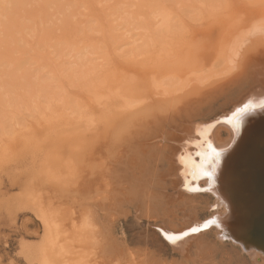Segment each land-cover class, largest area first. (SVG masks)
I'll return each mask as SVG.
<instances>
[{"label": "bare ground", "instance_id": "6f19581e", "mask_svg": "<svg viewBox=\"0 0 264 264\" xmlns=\"http://www.w3.org/2000/svg\"><path fill=\"white\" fill-rule=\"evenodd\" d=\"M177 1L175 0L173 3L177 6L176 9L183 5L179 12L160 8V10L150 11L149 15H144L145 11L141 10L143 13L139 11L145 16L144 21L142 20L141 24V19H137L136 22L139 21L140 24L136 23L138 26H131V29L141 28L142 33L132 31L126 35L123 32L126 35L123 36L124 39L117 37L120 36L118 34L117 38L114 37L113 33L111 34L112 38L105 40V43L107 42L105 45L113 44L109 43V39L116 42L114 49L121 50L123 48L122 54H125V57L127 54L128 59L129 57L134 58V63L141 64L139 68H148L147 76H134L130 66L121 70L120 67H123L124 64L116 66L114 72H111L112 70L109 69H112V64L117 65L120 62L114 64L116 63L114 58L118 59L117 56L121 55L118 50H114V54H116L115 51L120 54L110 58L108 65L106 64L108 58L106 61L104 60V63L109 67L106 69L108 72L110 71L109 73L105 70V65L104 69L97 65L103 64L101 58L108 57V53L97 58L99 61L95 59L97 61L95 65L108 74L105 76L99 74V76L95 74L96 71L93 72L89 69L91 71L89 73H92L89 75L88 67L82 64L78 65V59H81L84 54H81L82 50L78 49L81 55L78 53L80 57L74 61H78L75 62L77 66H85L86 71L85 69L83 71L88 74L83 72L85 76H81L82 74L75 70L78 73L77 76H81V78L78 77L80 81L77 85L74 84L72 77L68 78V81L65 80L67 84L64 82H60L61 84L58 82L60 85L55 83L62 87L60 94L69 100L61 102L65 99L57 93L60 96V99L57 100H60L61 106H64L63 110L60 105L57 106L58 108L51 107V102L48 105L44 103V108L40 105L44 101L29 106V98L37 99L41 96L38 93L33 96V92L31 95H27L24 91L26 95L22 93L25 95L22 103V98L19 97L21 99L17 105L23 104L20 105L24 107V112H27L24 116L29 117L37 112L38 114L34 116L38 117L42 113L49 112L46 109L50 110L51 114H47L48 117L43 114L41 117L44 116V118L39 117L41 121L47 122L44 121L43 126L44 124L48 125L44 126V134L34 136L35 134L32 133L35 130H31V125L28 126L29 128L27 127L28 121H25V124L24 121L19 124L21 115L19 116L20 110L18 109L20 107L18 106L17 109L16 107L12 108L13 112L16 110L19 112L17 115L5 111L6 115L10 116L7 120L5 119L6 122L3 117L5 113L0 115L3 117V122L0 121V140L2 136L9 137L8 140H4L5 146L1 143L4 146V151L7 149L5 153H3V148L2 151L0 150L3 154L8 155L5 157H9L17 145L24 147V150L27 148L26 150L29 152L26 151V153L31 155L30 158H33V164L30 162L32 167L34 159L36 160L38 157L34 170H37L36 173L44 174L45 184L55 181L53 185L50 184L53 191L57 181L65 183L64 180H66L70 185L78 186L70 189L57 184V191L66 198V201L70 204L75 202L76 206L78 205L76 207L79 211L77 214L71 208L67 214L58 211V209L47 208L42 200L40 198L41 201L37 200L38 197L36 198L35 194L31 192L30 209L39 220L42 234L36 246L24 247L30 264H264V254L256 250L245 251L232 241L224 242V228L215 221L221 218L227 209L222 198L216 191H212L214 179L210 181L206 177H201L198 180H193L188 174L189 167L181 159L188 153L194 152L196 150L194 144H200L202 141L212 144L217 151H223L235 135L236 129L228 123L232 114L241 105H255L264 100V0H193L188 7L185 3L183 4L184 0L180 5ZM47 3L49 2L47 1ZM153 5L147 6V9ZM115 7L113 8L115 9ZM102 10L104 11V8ZM102 10L100 11L102 12ZM111 14V18L115 17ZM117 14L116 12V16ZM134 14H130V17H133ZM128 15L126 18L129 19ZM100 16L102 15L100 14ZM184 18L195 19V22L200 21V23L189 26L193 21L188 19L191 21L189 24H187L188 20L183 23L185 22ZM108 21L111 22L110 19ZM129 22L126 24L129 25ZM68 24L70 23L68 22ZM117 24L119 23L117 22ZM109 25L107 26L109 27ZM117 27L114 28L117 29V32L122 28L123 31L128 32L124 30L126 29L124 26L119 30ZM114 29L112 31L103 30L112 33L116 31H113ZM19 30L17 31L19 32ZM79 32L81 31L79 30ZM175 33L177 34L175 35L176 39ZM68 34L70 35V33ZM108 35L105 36L109 37ZM104 37L100 39V36L99 39L104 41ZM45 39L47 41V38ZM95 39L97 40V38ZM42 40L40 41L42 42ZM86 42L88 44V40ZM91 43L90 45L93 47L100 42ZM101 44L98 45L99 48L102 47ZM142 45H145L146 48L151 46V48L145 50ZM108 48L109 45L106 50ZM142 49L148 53L147 60L145 58L139 60V57H143ZM106 50L105 52H108ZM111 50L113 52V49ZM93 52L94 55H97L96 57L100 55L95 53L98 51ZM39 53L37 51L36 54ZM87 55L89 56L86 54L83 59ZM110 55H113L111 51ZM48 56L45 57L47 62L49 61ZM76 57L78 56L76 55ZM124 59L119 60L125 62L127 59L125 61ZM36 60L32 61L36 63ZM50 60L52 61V59ZM80 61L82 62V60ZM85 62L88 63L87 60L83 63L85 64ZM72 63L70 62L71 66ZM126 63L130 64L129 60ZM96 66L90 65L89 67ZM235 66H240L242 70L234 72ZM216 67L218 68L216 69ZM118 68L121 71H118ZM213 68L215 69L213 70ZM55 69L57 68L55 67ZM61 70L63 73V69ZM23 71L21 69V75ZM50 73L51 75H49L55 81L61 80L63 77L59 78L61 73H57L60 74L59 76L56 73V76H53L52 72ZM78 80L75 79V83ZM52 83L54 84V81ZM73 87L74 89L78 87L79 90L73 91ZM3 89L5 91L6 87ZM46 92L44 91L45 94ZM3 96L6 97L8 94ZM3 96H0V99ZM20 96L23 97V95ZM50 96H52L51 93ZM74 96L78 99L75 105L79 103L80 110L79 108L76 110L77 105L73 106L70 103V101L73 102L72 100H77L73 99ZM70 97H72L71 100ZM11 98L9 100L15 99V97ZM54 98L56 97L54 96ZM32 99L31 101H33ZM51 100V104L58 102L56 100L57 102L53 103V99ZM1 102H3L2 105L5 104V101ZM13 104L11 107L14 106ZM44 109L46 112L43 111ZM66 110L80 111V117L79 114L78 116L76 114L79 118L76 121L77 127L74 125L75 122L69 121L70 116H68V121L72 123H62L63 116L71 113L65 114ZM70 118L73 119V117ZM22 119L25 118H20V120ZM32 119L34 120L33 117ZM41 121L37 122L41 123ZM18 124L26 126L24 128L26 130H21L23 127L21 129L14 128ZM72 124L77 130L71 127ZM39 125L37 124V126ZM70 128L80 132H75V134H80V139L78 141L73 139L74 142H70V144L63 138L67 141H64V145L68 143V145L66 144V148L67 146L68 148L64 149L66 153L60 159L61 154L53 150L54 146L50 145L51 143L48 144L47 139L49 135L56 137L55 135L58 134L61 136L60 133L68 130L69 133H65L66 138L67 135L69 138L76 136L75 134L71 136ZM99 135L101 139L98 143L93 144L88 141ZM63 139L59 140L63 142ZM50 141L52 142V140ZM61 141L59 142L62 143ZM59 142L53 141L57 144ZM62 144L61 146H63ZM80 145H82L81 148H79ZM6 146L8 148H5ZM8 150L10 152H7ZM74 154H78L79 157L76 164L72 163V158L77 156ZM11 156L13 157L14 154L12 153ZM77 166H80L85 174L79 182L72 180L73 168ZM80 188L85 192H78ZM125 219H128L133 231L134 246L125 243L123 231L117 234L118 228ZM209 221L211 222L209 223ZM205 224H207L206 227H204ZM193 227L198 228L196 233H191L190 229ZM169 233L179 235L177 238L169 240L166 238Z\"/></svg>", "mask_w": 264, "mask_h": 264}, {"label": "rangeland", "instance_id": "374dc122", "mask_svg": "<svg viewBox=\"0 0 264 264\" xmlns=\"http://www.w3.org/2000/svg\"><path fill=\"white\" fill-rule=\"evenodd\" d=\"M1 1L3 2V0H1ZM1 1H0V4H1L0 5V87L2 89L6 87V89L4 91V89L2 90L0 88V93H1L0 96H3L4 94L6 96L8 94L9 97L6 96L8 99H4L6 97L3 96L0 99V102L3 100V101H5L4 103L6 104V106H5V104L2 105L3 102L0 103V115L1 114L3 115L5 113V111H6V113H9V114H12V115L14 113H16V115H17L19 112L17 110H16L17 112L16 111L13 112L14 109H12V108L16 107V109H17L18 107H20L18 109V110H20V113H21V114L19 113V116L21 115L19 117V124H21L23 121H24V124H25L26 123L25 121H28V123H26L27 127L31 125V130H35L36 131V132L34 131V133H32V134H35L34 136H38V135L44 134V128H45L44 126H48V125L44 124V126H43V124H42L45 121V120L41 121V119H40V118H44V116L41 117L43 113L41 114V116H38V117L34 116V115L38 114L37 112L34 113V115L29 116L30 118L28 116H24V115L27 114V112H24V107H21V105H23L21 103L24 100L26 94L27 95H31V93L33 92V94H34L33 96H36L38 94H41V96H42L44 91H47L46 94L44 93L42 97L39 96L37 98L38 100L36 98L34 99L32 97L33 99L32 98L31 99L33 101H31V99L29 98L30 101L28 103V105L31 106V104L33 105V104H35L37 102L40 103L41 101H44L43 103L41 102L40 105L45 108V105L43 106L44 103L45 104L47 103L46 105H48L50 102L52 103L51 99H53V103H55V101L57 99H60V96L63 97V95L60 94V92H62V90H61L62 87L59 86L61 84L60 82H64V84H67V83H65V80L68 81V78L71 79V77H72L73 78L72 80H74L73 81L74 84H76V85L79 84V81H80L79 78H81V76H83V75L85 76V73H86L85 72L86 71L85 68L86 67H88V69H87L88 73L90 71L89 69H91V70H93V72L96 71L95 74H97V75L101 74V76H105L106 74H108L110 71L108 72L106 70L107 67H108L107 65L110 62L109 61L110 58H114L115 56L118 55L119 52L117 53L116 52L117 50L121 52V55H119V57L117 56L118 59H115L116 57L114 58V61L116 62L114 64H117L119 61L120 62L117 65H113L112 64V69L111 68L109 69V70H112L111 72H114V70H115L114 68H116V66L119 67V66H122V64H124V66H123L124 68L120 67L121 70L130 66V70H132L131 73L134 74V76H136V75L137 76H147L148 68L147 69H145V68L141 69V68H139L141 64L139 63L140 65H138V63H134V61H133L134 58L132 59V58L129 57V59H128L127 54H126V57H125L124 56L125 54H122L124 52L123 48H121V50L120 49H114V46H115L116 42L111 41L112 39H109L110 40L109 43H113L114 45L113 44L112 45H110V44L105 45L107 43V42L105 43L106 38H112L111 34H113V33H114L113 34L114 37H116L117 34H118L120 36H117V37H121L123 39H124L123 36H126L127 33L128 34L132 33V31L133 32L142 33L143 30L141 28H140L141 30L139 28L133 29V30L131 29V26L132 27H137L138 26V24H136V23L139 22V21L136 22L137 19H139V20L141 19L140 21H141V24H142L143 21H144V18H145L144 15H146V14L149 15L150 11H156V10H160V8L161 9L165 8V9H171L174 12L175 11L179 12L180 7L183 6V5L182 6L180 5V4H182V0H181V2H179V0L177 1L179 3L178 5H180L178 9H176L177 6H175L173 4V3H175V0H172V1L169 0L170 2L168 0H167L168 2L165 1V0H158L159 2L157 0H113V1L112 0H108V1L107 0H105V1L102 0L100 2L98 0H30V1H28V0H4L3 4H2ZM47 1L49 3H47ZM150 1H152V2H150ZM184 1H183V4L185 3V5H187V7H188V5H191L193 0H186V2H184ZM188 1H189L190 4L188 3ZM121 2H123V3H121ZM139 2L142 3V4H140ZM96 3H98V4H96ZM125 3H127V4H125ZM128 3H129V5H128ZM143 3H145V4L143 5ZM151 3L154 4V5L152 7H149V9H147V6L152 5ZM155 3L157 4L156 6H155ZM112 5H113V7L116 6L115 7L116 11L112 7ZM141 5H143V6H141ZM120 7H121V9H119ZM155 7H157V9H155ZM103 8H104L105 12L102 10ZM174 9H176V10H174ZM100 10H102V12ZM141 10L145 11L144 15L141 14V13H143V11H141ZM146 10H149V11H146ZM98 11H99V13H98ZM118 11H120V12H118ZM139 11L141 13H139ZM108 12L112 13L113 16L115 15V17L111 18L110 13H108ZM116 12L118 13L117 16H116ZM131 12L133 14L134 13H137V14H134L133 17L132 16L130 17V14L132 15ZM100 14L102 16H100ZM127 15L129 17V19L126 18ZM136 15H138L139 17H137ZM142 16H144V17H142ZM104 17H105V19L106 18L107 19L105 20ZM34 18H35V20H34ZM131 18H133V19H131ZM109 19L111 20V22L108 21ZM188 19L189 18H184L185 22H183V23H186L187 22L186 20H188ZM189 20H192L193 22L189 24V22H191ZM189 20L187 22V24H189V26H194L195 24L200 23V21L195 22L194 21L195 19H189ZM45 21H46V23H45ZM67 21L70 24H68ZM122 21H123V23H122ZM53 22L55 23L54 25H53ZM117 22L119 24H125L127 27H129L130 29L127 28L125 25H122V26H124V28H126L124 30H127L128 32L123 31V28L121 30L120 27H122V26L121 25L119 26V24H117ZM128 22H129V25L126 24ZM133 22H135V23H133ZM32 24H33V26H32ZM106 24L107 25H109V24L112 25L113 24V26L109 25V27H108ZM139 24H140V22H139ZM103 26H104V28H103ZM117 26H119V27H117ZM84 27L87 28L86 29L87 31L85 30ZM116 27L118 28V30L120 29L121 32H119L120 30L117 32V29H114ZM102 28L105 29V30H108V31L109 30L112 31V29H114L113 31H115V30L116 31L112 32V33H111V31H110V33L108 31H106L107 32L106 33L105 30H103ZM17 30H19V32ZM79 30L81 32H79ZM138 30H140V31H138ZM70 31L72 32L73 35L71 34ZM104 32H105V34H104ZM123 32L126 33V35ZM68 33H70V35ZM81 33H82V35L83 34L84 35L82 36ZM120 33L121 34L123 33V34L121 35ZM85 34L88 35L87 36L88 38L86 37ZM107 34H109L108 35L109 37L105 36ZM67 35H69V36H67ZM102 35L105 36V37L103 36L104 37V41L100 40V39H103ZM175 35H177V34L175 33L174 36ZM178 35H180V33H178ZM40 36H42V37H40ZM100 36H101V38L99 39ZM48 37H50V38H48ZM45 38H47V41H46ZM69 38H71L70 41H69ZM95 38H97V40L98 39L99 40L97 41ZM42 39H44V40H42ZM78 39H80L81 41L78 40ZM175 39H176V36H175ZM40 40H42V42ZM77 40L80 42V44H79V42ZM83 40H85V41H83ZM87 40H88L89 46H86V45H88L87 42H86ZM109 40L107 39V41H109ZM113 40H115V38ZM89 42L91 44H95V43L97 44L98 42H100V43H98L97 46L94 45L93 47H95V48H93L90 45ZM100 44H101L102 47L99 48ZM108 45H109L110 49L108 48L109 49V50L107 49L108 52H105L106 47ZM5 46H8L9 48L5 47ZM46 46H48V47H46ZM142 47H145V45H142ZM101 48H104L105 50L101 49ZM150 48H151V46H147V48L145 47L144 49L147 50V49H150ZM78 49L82 50V52H80V53L81 54L84 53V54H82L83 56L84 55L86 56V54H89V56L87 55V57H89V58L86 57L85 59H83V56H81V59H80L79 58L80 57L79 56L80 53L78 52L80 50H78ZM111 49H113V52H112ZM17 50L20 51V52H18ZM48 50H49V52H48ZM114 50H116L115 51L116 54H114ZM37 51H38V53L41 52L42 54L39 53L38 54L39 56H38L36 54ZM93 51H98V52H95V53L98 54V55L100 54V55L98 57H96L97 55H94ZM110 51H111V54L113 53V55H110L111 57L109 56ZM141 51L144 52V53L142 54L143 57H139L141 55L138 56L139 60H140V58H145L147 60L148 53L145 52L143 49ZM43 53H44V55L47 54V53H50V54H47V55H49L48 56V60L50 62L46 61L47 59L45 57H47V55L44 56ZM71 53H72V55H71ZM104 53L105 54L108 53V57H106L104 55ZM101 54H103V55H101ZM41 55L44 56V57H42ZM76 55L78 57H76ZM28 56L31 57V58H29ZM102 56L106 57V58L105 57L101 58V60H103V64L101 62H99V63H101L102 66L100 64H97V65H99V67H102V68L105 65V70L108 73L105 70L102 71V68H99L98 66L95 65L97 63V61H99V60H97V58L99 59ZM120 56H123V57L121 58ZM75 57H76V59H75ZM26 58H28V59H26ZM44 58H45L46 62L44 61ZM77 58H79L78 59L79 62L78 61H74V60H77ZM107 58H108V62L106 63L107 64L106 65L104 63V60L106 61ZM124 58L129 60L130 64H127L128 62L126 63L127 60L125 61ZM24 59H26L27 62H25L26 60H24ZM50 59H52V61ZM95 59L97 61H95ZM119 59H124L125 62H123L122 60H119ZM32 60H36L37 64L35 63V61H32ZM80 60H82V62ZM86 60L88 61V63L85 62V64H84L83 62L86 61ZM91 60H92L93 63L91 62ZM31 61L34 62V63H32ZM131 61H132V63H131ZM141 61H143V60H141ZM28 62H29V64H27ZM70 62L71 63L72 62H74V63L78 62V65L82 64V65H85L86 67L85 66L80 67L81 65L77 66L76 63H75V65H74V63H72V66H71ZM218 62H216V63H218ZM49 63H50V65H49ZM46 64H47V66H46ZM90 65L91 66H96V67H94V68L93 67H89ZM217 65H219V64H217ZM217 65H214V66H217ZM109 66H110V64H109ZM41 67H43V68H41ZM55 67L57 69H55ZM58 67H61V68L59 69ZM74 67H76V68H74ZM218 67H216V69ZM52 68H53V70H52ZM120 68H118L119 70L118 69L117 70L121 71ZM21 69H22V71H23V69H25L22 72V75H21ZM61 69H63V73H61L62 72ZM84 69H85V71H83ZM214 69L215 68H213V70ZM218 69H220V67ZM72 70H74V71L77 70V72H80L82 75L79 73L81 76H77L78 73L76 71L74 73V71H72ZM71 71H72V73H71ZM118 71H116V72H118ZM50 72L53 73L52 74L53 76L55 75V73H56L57 76L60 75V74H57V73H61V76H59V78L62 77V76L63 77L61 78V80H56L55 81V79L52 76H50L51 75ZM83 72H85V73H83ZM88 73H86V74H88ZM70 74H71V76H69ZM91 74L89 73V75H91ZM64 78H66V79H64ZM75 79L78 80L77 83H75ZM53 81H54V84L52 83ZM56 82L57 83L59 82L60 84L58 83L59 85L57 86L55 84ZM43 87H44V90H43ZM58 87H61V88H58ZM40 88H41V90H40ZM72 89H73V91L75 90L76 92L79 90L78 87H76L75 89L73 87ZM1 90H2V92H1ZM24 91H25L26 94L24 93ZM49 92L52 94V96H50ZM22 93H24L25 95L22 94ZM48 93H49V95H47ZM57 93H59L60 96L57 95ZM12 94H14L15 96L12 95ZM20 95H23V97L20 96ZM54 96L56 98H54ZM10 97H12V98L15 97V99L13 98L14 100H9ZM19 97H21L22 99L19 98ZM48 97H49V99H47ZM57 97H59V98H57ZM19 99H21V103H19V106H18L17 103L20 102ZM63 99H65V100H62L61 102H64V101L67 100V98H64V97H63ZM71 99H72V97H70V100ZM73 99H77V98L74 96ZM7 100H9V101H7ZM34 100H36V101H34ZM67 101H69V100H67ZM72 101L73 102L70 101V103H72V105L74 106L75 102L78 101V99L77 100H72ZM58 102H60V100ZM61 102L58 103V104L57 103H55V104H51L50 103V105H51V107H53V106L57 107L58 105L61 106V104H62ZM12 103H14L13 107H11ZM70 103L68 102V104H70ZM15 104H16V106H15ZM78 104H76L77 106L75 105L76 106V110H77V108H79ZM70 106H71V104H70ZM63 107L64 106H61L62 110L64 109ZM11 109H12V111H11ZM46 110L49 111V112H46L45 109H44L43 111H45L46 113L44 112L45 114H43V115L47 116V114L48 115L51 114L50 110H48V109H46ZM79 110H80V108H79ZM78 111L74 110L73 112H71L70 110H66V112H64L65 114L68 113V112H71V113H68L65 116L62 115L64 117V118H62V121H63L62 123L75 122L74 125H75V127H77L78 125H77L76 121L79 120V118H77L78 114H79V117H80V111L79 112ZM6 113L3 115L4 121H5V119L7 120V118L10 117V116H7ZM76 114H77V116H76ZM22 115L25 118L24 120L23 119L20 120V118H23ZM68 116L73 117V119L69 117V119H70L69 121H72V122L68 121ZM3 117L0 116V121L1 122H3ZM32 117L34 118L35 121L32 119ZM63 119H65V120H63ZM37 121L38 122L41 121V123H38ZM30 122H32L33 125L30 124ZM45 123H47V122L45 121ZM19 124L17 126L15 125L16 127L14 126V128L21 129V127H23L21 130L26 128V126L24 127L23 125L21 126ZM37 124L38 125L40 124L41 126L40 125L37 126ZM71 127L72 128L74 127L73 124L71 125ZM75 127L73 129L77 130V129H75ZM73 129L70 128V132H72L71 133L72 135L70 134L71 136H74L75 132L80 133L78 131H74ZM24 130H26V129H24ZM66 132L69 133V130L65 131L63 133H60V135L63 136V137H61L58 134H56L55 135L56 137H54V135H49L48 139H47V143L48 144L51 143L50 145L54 146L53 148H55V149H53V150H56V152L58 154L59 153L61 154L60 159H61V157L63 158V155L66 153V150H64V149L68 148V146L66 148V144L68 145V143L74 142V140L78 141L80 139V134H75L77 136V138H76V136H74L76 139L74 137H71V136H70L71 138H69L68 137L69 135H67V138L70 139L69 140V139H67L65 137L66 136V134H65ZM36 133H37V135H36ZM4 137L5 136H2V139H1L3 142L0 140V150L1 151H2V148L6 145V144L5 145L3 144V143H5L4 140L6 141L9 138V137L8 138L5 137V139H4ZM52 138H54V139H52ZM60 138L61 139L64 138L65 140H68V143H65V145H64V141L65 140L63 139V142H62L61 140H59ZM100 139H101V137L99 135L98 137H96L94 139H91V140H88V141L90 143L96 144V143H98V141ZM50 140H52V142ZM53 141L54 142L61 141L63 144L59 142L58 143L59 146H60L59 147L58 144L57 143H53ZM65 142H67V141H65ZM1 143L4 146H2ZM61 144L63 146H61ZM81 146L82 145H80L79 148H81ZM17 147H18V149H17ZM58 147H59L60 150L57 149ZM5 148H8V146H6ZM20 148H21V150H19ZM26 149L27 148H25V150H24V147H20L19 145H17L16 148L13 149L14 152H11L10 154L8 153L9 157L11 159L9 157H5L7 154L6 155L3 154V153L6 152L7 149H5V151H4V148H3V151H4L3 153L0 151L1 152L0 153V157H1L0 160L4 159V160L0 161V264H30L28 259H27L28 257L26 255L24 247L36 246L38 244V242H39V240L41 238V234H42V230H41V227H40V224H39V220L35 216L34 212L30 209L29 202L31 200V195H30L31 192H33L35 194L36 198L38 197L37 200H39V198H40L42 200V203L45 204L44 206L47 207V208H52V209H56V210L58 209V211H61L64 214L69 213V209L70 208L72 209V211L75 214H77V211H78L77 208H76L78 205L76 206L75 202H71V204H70L68 201H66V198L63 197V195H61L57 191V184H60L61 186L65 187V188H70V189L77 188L78 186L72 185V184L70 185L69 181H66V180H64L65 183H63L62 181H57V184L55 183V185H54V191H53L52 187L50 186V184L53 185V183L55 181H50V182H47V184H45L44 179H43V175L44 174L43 175L39 174V172L36 173L37 170L36 171L34 170V169H36L34 166L35 165L37 166L38 157H36V160L34 159V165L32 167L33 158L32 157L30 158L31 155L29 153H26V151H27ZM10 151H12V149H10ZM10 151L8 150L7 152H10ZM59 151H62V152H59ZM27 152H29V151H27ZM12 153L14 154L15 157L11 156ZM74 156H76V157L72 158V160H73L72 163L75 162V164H76V163H78L79 157H78V154H74ZM35 161H36V163H35ZM30 162L32 164H30ZM35 175H37V176H35ZM84 176H85V174L83 173V169H80V166H77V167L73 168V172H72V180L73 181L79 182L80 179L83 178ZM82 188H85V187H82ZM82 188L78 189L79 190L78 192H82V193L85 192ZM38 195H40V196H38ZM41 200H39V201H41ZM69 200H70V197H69ZM202 216H203V214H202ZM122 231L124 232V237H125L124 241H125V243L128 244L129 246H134L135 239L133 238V231H132V229L130 227L128 219H125V220L122 221L120 228H118L117 234L121 233Z\"/></svg>", "mask_w": 264, "mask_h": 264}, {"label": "water", "instance_id": "95a60500", "mask_svg": "<svg viewBox=\"0 0 264 264\" xmlns=\"http://www.w3.org/2000/svg\"><path fill=\"white\" fill-rule=\"evenodd\" d=\"M251 105L221 151L212 191L227 209L215 221L224 228V242L264 254V100Z\"/></svg>", "mask_w": 264, "mask_h": 264}, {"label": "snow or ice", "instance_id": "6c2138e0", "mask_svg": "<svg viewBox=\"0 0 264 264\" xmlns=\"http://www.w3.org/2000/svg\"><path fill=\"white\" fill-rule=\"evenodd\" d=\"M251 107V104H246L243 108L237 109L229 118L228 123L231 124L234 129H238L242 113L248 111ZM194 148L196 149L194 152L181 157L184 164L190 169L188 174L193 180H198L201 177H206L210 181L213 180L218 166L220 165L222 153L217 151L216 148L207 141L194 144ZM210 222L211 221H209V223ZM206 226L207 224L204 225V227ZM190 231L191 233H196L198 228L193 227ZM177 235L179 234L169 233L166 238L172 240L177 238Z\"/></svg>", "mask_w": 264, "mask_h": 264}, {"label": "clouds", "instance_id": "9594fccd", "mask_svg": "<svg viewBox=\"0 0 264 264\" xmlns=\"http://www.w3.org/2000/svg\"><path fill=\"white\" fill-rule=\"evenodd\" d=\"M242 69H241V67L240 66H235L234 68H233V71L234 72H239V71H241Z\"/></svg>", "mask_w": 264, "mask_h": 264}]
</instances>
